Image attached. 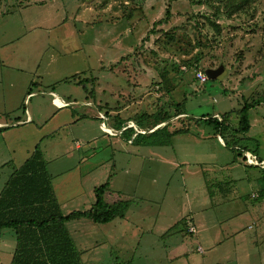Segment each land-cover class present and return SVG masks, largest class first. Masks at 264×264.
Instances as JSON below:
<instances>
[{
	"label": "rangeland",
	"instance_id": "rangeland-1",
	"mask_svg": "<svg viewBox=\"0 0 264 264\" xmlns=\"http://www.w3.org/2000/svg\"><path fill=\"white\" fill-rule=\"evenodd\" d=\"M208 1L0 0V122L14 124L0 132V191L39 146L65 215L91 209L110 176L111 190L132 200L100 259L92 249L103 225L69 222L83 264H170L167 253L187 264L185 247L190 264H264V169L238 156L264 160V0L232 17L229 0ZM40 14L50 18L45 44L33 37ZM222 65L223 80L197 81V71ZM29 88L40 93L25 102ZM256 101L242 132L238 112ZM217 114H227L224 135L203 121ZM132 122L140 133L130 136ZM139 134L149 143L140 146ZM216 179L234 180L224 198ZM166 228L183 241L162 236ZM15 247V233L0 230V264Z\"/></svg>",
	"mask_w": 264,
	"mask_h": 264
},
{
	"label": "trees",
	"instance_id": "trees-1",
	"mask_svg": "<svg viewBox=\"0 0 264 264\" xmlns=\"http://www.w3.org/2000/svg\"><path fill=\"white\" fill-rule=\"evenodd\" d=\"M189 1L195 6L209 4L208 0ZM253 1L236 0V3L231 0L227 1L226 8L231 9L227 12L228 17L243 11ZM219 13L220 10L217 9L215 15H219ZM171 16L168 7L166 20ZM209 22L215 27L216 32L221 33L219 25L212 23L210 20ZM163 23V20L159 22V24ZM166 35L169 36L168 32ZM169 39L173 40L174 36H169ZM78 85L81 86L83 83L80 82ZM84 90H87V88L84 87ZM32 93V88H29L27 97ZM261 104V101L246 104L238 112L241 118L239 130L242 132L250 130L247 113ZM178 110L180 109L176 111L178 112ZM157 117H159L158 124L167 122L169 118L166 112L158 114ZM117 120L116 123L121 128L123 121ZM203 121L215 127L219 135L226 134L229 130V126L226 125L227 114L220 118L204 117ZM7 129L9 128L0 129V132ZM159 131L149 134L155 135ZM124 132L130 136L135 134L133 128H129ZM182 132L184 130H178L174 134ZM149 134H139L137 136L140 141H138L139 144L141 143L140 146L149 143L150 140L146 138ZM238 156L243 157L244 162H246V158L241 152L238 153ZM111 177L105 184L94 190L95 203L91 209L74 211L69 215H65L55 192L53 178L48 170V162L41 148L37 146L24 164L13 171L0 192V230H12L16 236V247L10 264H83L75 242L67 229V223L87 219L96 224L106 225L116 219H124L132 204V200H123L122 193H115L111 190ZM110 196H115L116 201L111 203L108 200Z\"/></svg>",
	"mask_w": 264,
	"mask_h": 264
},
{
	"label": "crops",
	"instance_id": "crops-1",
	"mask_svg": "<svg viewBox=\"0 0 264 264\" xmlns=\"http://www.w3.org/2000/svg\"><path fill=\"white\" fill-rule=\"evenodd\" d=\"M58 16H59V14H58ZM37 19L40 21V25L36 22V20L34 21L35 22V25H33L34 26V28H32L33 30H35V32H33V37H34V41L35 42H38V44H45V42H44V40H43V36L41 35V34H46V31H47V29H46V27H43L42 26V24H44L43 22H42V19H44V20H49L50 18L48 17V16H43L42 14H40L38 17H37ZM32 29H31V32H32ZM43 29H46V30H43ZM35 33V34H34ZM41 36V37H38V36ZM28 92V91H27ZM38 93H40V92H33L30 96H28L27 97V95H26V98H25V102H27V100H28V98L29 97H31V96H37V94ZM42 94H45V93H42ZM46 94H48L49 96H55L56 97V99H57V102L59 101L62 105H65L66 104V102L64 101V100H62L59 96H58V94H55V93H52L51 91H49V92H46ZM58 102V103H59ZM56 105H57V103H56ZM60 105V104H59ZM61 106V105H60ZM58 107V106H57ZM66 107H67V104H66ZM28 120H31V117H32V115H31V113L28 111ZM221 116L220 115H215V117H213V118H220ZM12 125H14V124H11V123H8V122H0V128H10ZM104 127V126H103ZM107 128H105V130H106ZM108 130V129H107ZM109 132H110V130H108ZM116 133V132H115ZM0 135H1V133H0ZM222 135H224V133L222 134ZM219 140H222L223 141V144H225V141L223 140V138L221 137V136H219ZM256 156H258V155H256ZM19 168V167H18ZM49 170V169H48ZM52 176V175H51ZM216 181H217V183L216 184H214L213 186H216L217 188H218V192H220V193H222L223 192V194H221L222 195V198H224V196L226 197V195H227V191H226V189L228 188V186L229 185H231L233 182H234V180H231L230 182H224V181H219L218 179H216ZM3 189V188H2ZM212 190V189H211ZM215 190V189H214ZM2 191V190H1ZM0 191V192H1ZM224 191H225V194H224ZM56 192V191H55ZM57 195V194H56ZM57 197H58V195H57ZM58 200H59V198H58ZM60 202V201H59ZM222 202V201H221ZM220 202V203H221ZM223 202H224V199H223ZM61 204V203H60ZM62 206V205H61ZM191 214H192V212H190ZM189 213V214H190ZM184 219V217H179L178 218V220H183ZM192 219V221L194 222V220H193V217L191 218ZM114 222V221H113ZM113 222H111V223H109V224H106V225H103V229L105 230V231H101L100 233H102V236L104 237V240H102L101 241V244L99 245V246H96L97 244H98V241H96L95 243H94V248L92 249V251H94L95 249L96 250H98V252H96V254H97V256L99 257V259H100V256L102 255V254H100L101 252H99V249H101V248H103V246H105V245H107V244H110V245H112L113 244V242H115V241H117V239H118V237H117V235H118V232H117V228H112V225H113ZM68 224L69 223H67V229L69 230V228H68ZM154 224H156V221L154 222ZM195 223H193V225L192 226H194L195 227V225H194ZM176 225V224H175ZM174 225V226H175ZM106 228H108L107 230H106ZM119 228V227H118ZM170 228V227H169ZM169 228H166V229H164V230H162V236H166V237H169L170 235H171V237L170 238H172V241H173V239H174V237L175 238H177L178 239V237H180L181 239H182V241H183V238L180 236V234H179V232L178 231H173V232H171L170 233V230L168 231L167 229H169ZM172 228V227H171ZM196 228V227H195ZM189 230V229H188ZM69 232H70V234H71V236H72V239L74 240V242H75V245H76V248L78 249V251H80V247H82V246H84L83 245V243H77L76 242V240L77 239H80L81 238V236H80V232L78 231V230H76L75 231V233H76V235L74 236L73 235V233L69 230ZM174 232H177V234H174ZM189 232V231H188ZM196 232H197V229H196ZM150 233H154V229H153V227H152V230L150 231ZM196 234V233H195ZM87 236V235H86ZM85 237V236H84ZM116 239V240H115ZM96 244V245H95ZM171 244H172V242H171ZM184 244V243H183ZM79 245V246H78ZM87 246V245H86ZM91 246V245H90ZM85 249V248H84ZM84 249H82L83 251H84ZM167 249V247L165 248V250ZM198 251H199V253H201V254H204V251L199 247L198 249H197ZM167 251V250H166ZM185 251H186V254L183 256V258L187 261V264H190L189 263V258L192 256V255H190V253H189V249L187 250V248L185 247ZM81 253V252H80ZM168 254V256H166V258H167V260H169L170 261V264H174V263H177V261H172L171 259H169V253H167ZM81 257H82V254H81ZM83 258V257H82ZM92 259H95V257L94 258H92ZM180 259H182V256H180ZM83 260V259H82ZM133 263V262H132Z\"/></svg>",
	"mask_w": 264,
	"mask_h": 264
},
{
	"label": "built area",
	"instance_id": "built-area-1",
	"mask_svg": "<svg viewBox=\"0 0 264 264\" xmlns=\"http://www.w3.org/2000/svg\"><path fill=\"white\" fill-rule=\"evenodd\" d=\"M184 70H185V68H184ZM196 79L200 84H205L208 81V77H207L206 73L203 71H197L196 72ZM57 106L59 108H63L66 106V104L64 106H60L59 103L57 102ZM102 117H103V115H102ZM129 127L133 128L137 133H140L137 126L133 122L130 124ZM220 141L223 143L222 140H220ZM245 158H246L247 163L251 167L264 169V160L260 161L259 158L255 154H253L252 152H250V151L246 152ZM188 231L190 234H195L196 228L194 226H192L189 228Z\"/></svg>",
	"mask_w": 264,
	"mask_h": 264
},
{
	"label": "water",
	"instance_id": "water-1",
	"mask_svg": "<svg viewBox=\"0 0 264 264\" xmlns=\"http://www.w3.org/2000/svg\"><path fill=\"white\" fill-rule=\"evenodd\" d=\"M206 75L209 80H218L221 81L223 80L224 76L226 75V67L225 66H220L218 69H209L206 72Z\"/></svg>",
	"mask_w": 264,
	"mask_h": 264
},
{
	"label": "clouds",
	"instance_id": "clouds-1",
	"mask_svg": "<svg viewBox=\"0 0 264 264\" xmlns=\"http://www.w3.org/2000/svg\"><path fill=\"white\" fill-rule=\"evenodd\" d=\"M154 132V131H153ZM251 167V166H250Z\"/></svg>",
	"mask_w": 264,
	"mask_h": 264
},
{
	"label": "bare ground",
	"instance_id": "bare-ground-1",
	"mask_svg": "<svg viewBox=\"0 0 264 264\" xmlns=\"http://www.w3.org/2000/svg\"><path fill=\"white\" fill-rule=\"evenodd\" d=\"M142 133V132H141Z\"/></svg>",
	"mask_w": 264,
	"mask_h": 264
}]
</instances>
